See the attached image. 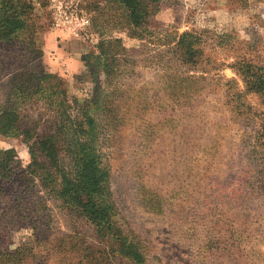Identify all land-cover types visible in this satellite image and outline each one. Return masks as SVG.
Here are the masks:
<instances>
[{
  "label": "rangeland",
  "instance_id": "obj_1",
  "mask_svg": "<svg viewBox=\"0 0 264 264\" xmlns=\"http://www.w3.org/2000/svg\"><path fill=\"white\" fill-rule=\"evenodd\" d=\"M29 1L38 69L58 78L70 102L104 86L102 73L90 71L100 41L120 42V74L109 89L113 122L99 146L117 220L143 264H264V210L246 188L241 138L264 130V96L248 93L247 120L235 105L245 89L238 64L264 72V0H159L144 39L132 37L124 10L102 0ZM184 33L197 38L195 65L178 51ZM10 60L0 45V104ZM22 108L23 130L43 132L44 104ZM78 108L72 105L74 115ZM11 149L27 170L30 144L0 134V151ZM108 250L90 223L37 180L0 182V253L18 252L21 264H133L110 262Z\"/></svg>",
  "mask_w": 264,
  "mask_h": 264
},
{
  "label": "trees",
  "instance_id": "obj_2",
  "mask_svg": "<svg viewBox=\"0 0 264 264\" xmlns=\"http://www.w3.org/2000/svg\"><path fill=\"white\" fill-rule=\"evenodd\" d=\"M45 1V0H44ZM41 0L42 6H45ZM108 6L124 10V19L132 37L148 36V22L158 9L159 0H102ZM152 2V3H151ZM96 23V22H94ZM97 25V24H96ZM166 34L165 37H169ZM34 24V8L29 0H0V45L10 52L11 76L1 87L0 134L6 137H23L30 144L31 164L21 170L14 149L0 151V182L3 185L27 186L37 180L48 194L71 211L77 212L93 226L104 245L109 246L111 261L125 260L143 264L144 258L137 245L124 236L117 220V205L110 192L109 172L105 170L106 156L101 155L99 136L112 125L109 89L119 77L117 57L120 49L117 40L102 39L99 54L93 56L90 71L95 78L98 72L105 77L103 85H95L88 99L74 98L70 102L66 91L54 75L38 69L42 56ZM152 37H158L152 33ZM178 51L182 61L195 65L199 49L192 33L179 36ZM245 89L235 93L236 109L248 119L246 104L248 93L264 96V72L249 64H238ZM29 103H43L49 120L43 132L38 127L22 128V107ZM78 114L72 112V105ZM242 143L247 149L246 188L264 210V130L244 133ZM21 172V174H20ZM257 205V204H256ZM0 253V264H21L23 257ZM7 257H11L9 260Z\"/></svg>",
  "mask_w": 264,
  "mask_h": 264
}]
</instances>
